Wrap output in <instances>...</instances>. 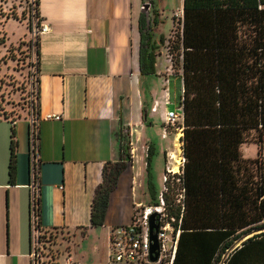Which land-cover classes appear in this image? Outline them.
<instances>
[{"label":"crops","instance_id":"crops-1","mask_svg":"<svg viewBox=\"0 0 264 264\" xmlns=\"http://www.w3.org/2000/svg\"><path fill=\"white\" fill-rule=\"evenodd\" d=\"M144 3L39 0V15L51 29L39 41L41 224L45 231L58 233L56 264H109L113 229L129 225L135 208L150 205L156 198L154 185L152 190L148 187L145 162L150 145L144 128L152 117L159 116L164 122L165 113L173 111L169 109L173 104L169 85H174L181 109L183 80L181 73H170L172 66L163 47L157 75L151 77L163 79L167 88L160 100L145 102L142 84L147 77L139 71V20ZM153 8L157 10L155 2ZM156 12L159 24L154 32L167 40L172 30L162 31L163 22ZM178 16L183 19V4L172 29ZM48 115L62 119L46 120ZM15 130L14 183L9 179L11 128L0 135V264H31L30 124L18 121ZM137 143L146 145L137 147ZM109 163L122 164L125 169L110 195L104 225L95 228L92 203ZM166 163V170L174 165Z\"/></svg>","mask_w":264,"mask_h":264},{"label":"trees","instance_id":"trees-1","mask_svg":"<svg viewBox=\"0 0 264 264\" xmlns=\"http://www.w3.org/2000/svg\"><path fill=\"white\" fill-rule=\"evenodd\" d=\"M33 6L38 16L39 0H28L26 8L31 65L28 113L20 119H0L11 124V183L17 175L15 123L40 118L39 43L35 72L31 64ZM154 14L150 21L145 14L139 20V71L143 77L157 75L166 42L154 32L159 24ZM181 25L169 49L173 69L180 70L183 80L180 108L185 162L182 174L176 177L186 192L174 264H264V159L260 152L256 159H244L241 153L247 143L264 145V0H184ZM121 147L125 152L124 140ZM153 154L149 146V190L153 189ZM124 169L122 164L104 166L103 183L92 203L93 227L104 225L110 195ZM36 204L41 219L40 193ZM44 232L45 248L51 251L58 233Z\"/></svg>","mask_w":264,"mask_h":264},{"label":"rangeland","instance_id":"rangeland-1","mask_svg":"<svg viewBox=\"0 0 264 264\" xmlns=\"http://www.w3.org/2000/svg\"><path fill=\"white\" fill-rule=\"evenodd\" d=\"M150 9V17H154V13H159V20L163 22L162 31L168 34L171 33L166 40L164 47L167 49L168 59L170 46L173 45V41L181 31L182 20L175 19V27L172 29V23L174 16L181 9L182 0H154L157 5V10H154V4ZM28 0H0V119H20L27 116L28 107V83L30 81V60L27 52V41L30 38L28 32L26 8ZM158 40V37H157ZM169 40V42H168ZM171 42V43H170ZM163 59H161L162 61ZM160 61V60H159ZM171 63V72L173 75L180 74L179 69H173V63ZM165 70H163L164 72ZM177 78V76H175ZM170 86V85H169ZM173 97L172 106L169 109L175 111L178 116H182V110L177 105V96L174 97V85H171ZM164 80L156 77H147L142 84V93L145 102H152L151 99L160 100L166 89ZM179 97V93H178ZM180 105V102H179ZM154 123L150 125V123ZM7 124V125H6ZM11 124L6 122L0 123V135H3L6 130L10 132ZM181 128L182 131L176 130ZM147 132L146 141L147 144L153 147L154 154L150 162V172L152 175V183L155 187L156 198L159 196L163 189V176L166 170L167 162L174 163L171 159V154L175 155L177 159L183 156L182 146L180 150V144H182V138L184 136L183 126L179 122L175 127L167 126L164 122H161L159 116L152 117V120H148V124L145 126ZM171 133L170 135L167 133ZM137 138V137H136ZM135 138V139H136ZM137 147H142L145 144L137 143ZM257 146L255 144L247 143L242 146L241 153L244 159H256L259 152L264 159V145ZM148 149V148H147ZM144 152L146 153V150ZM170 149L165 157V150ZM166 158V160H165ZM147 159V158H146ZM147 164V160L145 162ZM175 165V163H174ZM174 165H171V169H174ZM178 173H181L180 166ZM147 180L149 175L147 174ZM148 193V201L152 200L151 192Z\"/></svg>","mask_w":264,"mask_h":264},{"label":"built area","instance_id":"built-area-1","mask_svg":"<svg viewBox=\"0 0 264 264\" xmlns=\"http://www.w3.org/2000/svg\"><path fill=\"white\" fill-rule=\"evenodd\" d=\"M35 0H32L34 2ZM33 41L31 64L34 65L33 72L38 64L37 44L41 36L48 34L50 26L44 22L40 15L37 16L35 6L32 10ZM170 62L171 57H169ZM35 74V73H34ZM37 76L32 80H36ZM46 120L60 121V115H48ZM182 116L175 112H166L164 123L167 126L175 127L179 122L182 124ZM30 142H31V264H56L55 244L51 251L45 248L41 219L39 217L36 198L40 193V184L37 175L40 166L38 149V131L40 118L35 116L30 119ZM176 130L182 131L181 128ZM182 144H180L181 150ZM182 152V150H181ZM180 168L184 165V158L180 156ZM182 173H175L174 169L167 168L163 178L164 189L150 205H139L135 208L132 222L127 226H120L113 229L110 238L109 264H174L181 231L183 217L186 211V192L182 182L176 176ZM155 216L157 230L158 260L152 261L150 241V219ZM68 261V260H67Z\"/></svg>","mask_w":264,"mask_h":264},{"label":"water","instance_id":"water-1","mask_svg":"<svg viewBox=\"0 0 264 264\" xmlns=\"http://www.w3.org/2000/svg\"><path fill=\"white\" fill-rule=\"evenodd\" d=\"M152 5L149 2V0H145V3L142 6V14H145L147 16L148 21H150L151 17H150V9H151ZM157 230H158V226L155 223V216H152L150 219V241L152 243L151 245V252L152 255H154L152 257V261L156 262L158 260V254L155 253L158 249V245H157Z\"/></svg>","mask_w":264,"mask_h":264},{"label":"bare ground","instance_id":"bare-ground-1","mask_svg":"<svg viewBox=\"0 0 264 264\" xmlns=\"http://www.w3.org/2000/svg\"><path fill=\"white\" fill-rule=\"evenodd\" d=\"M171 159L173 160V162L175 163V166H176V168H175V170L176 171H178L179 170V167H178V165H180L181 163H180V160L179 159H177V157L175 156V155H172L171 156Z\"/></svg>","mask_w":264,"mask_h":264},{"label":"flooded vegetation","instance_id":"flooded-vegetation-1","mask_svg":"<svg viewBox=\"0 0 264 264\" xmlns=\"http://www.w3.org/2000/svg\"><path fill=\"white\" fill-rule=\"evenodd\" d=\"M152 4H154V2L152 1Z\"/></svg>","mask_w":264,"mask_h":264}]
</instances>
